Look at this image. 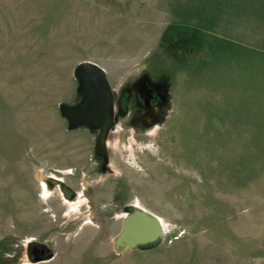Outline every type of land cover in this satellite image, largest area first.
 I'll return each mask as SVG.
<instances>
[{
  "label": "rangeland",
  "instance_id": "1",
  "mask_svg": "<svg viewBox=\"0 0 264 264\" xmlns=\"http://www.w3.org/2000/svg\"><path fill=\"white\" fill-rule=\"evenodd\" d=\"M81 62L114 93L105 174L59 113ZM128 205L156 246L115 251ZM0 264H264V0H0Z\"/></svg>",
  "mask_w": 264,
  "mask_h": 264
},
{
  "label": "water",
  "instance_id": "2",
  "mask_svg": "<svg viewBox=\"0 0 264 264\" xmlns=\"http://www.w3.org/2000/svg\"><path fill=\"white\" fill-rule=\"evenodd\" d=\"M74 77L80 100L75 105L60 104V116L66 120L69 131L81 126L93 131L96 151L106 155V139L114 124V93L105 72L94 63L81 62L74 70ZM163 234L164 227L156 215L130 206L123 217L120 232L113 239L114 249L121 253L127 249L152 248ZM50 258L52 254L48 256Z\"/></svg>",
  "mask_w": 264,
  "mask_h": 264
},
{
  "label": "flooded vegetation",
  "instance_id": "3",
  "mask_svg": "<svg viewBox=\"0 0 264 264\" xmlns=\"http://www.w3.org/2000/svg\"><path fill=\"white\" fill-rule=\"evenodd\" d=\"M145 88H146V90H145V94H146V98H145V101H147V104H145L146 105V107H149L150 109L152 108H156V106H158L160 103H161V99H160V94L158 93V91L155 89V88H151V87H146V85H145ZM79 100H80V98H79ZM79 100L76 102V103H78L79 102ZM152 102H154L155 104L154 105H152ZM76 103H74V104H71V105H75ZM144 105V106H145ZM115 118H116V116L114 115V124H113V126H112V128L109 130V133H108V136L107 137H109V135H110V133L112 132V129L115 127V125H116V123H115ZM146 124H154L153 122H152V120H149L148 122H146ZM107 140V139H106ZM107 145V144H106ZM106 148H107V146H106ZM96 151V150H95ZM106 152H107V150H106ZM96 153L98 154V155H94L93 156V159H94V162L92 163L93 165H95V166H97L98 168H97V170L100 172V173H103V174H105V173H107V172H110L111 171V169H110V163H109V156L106 154V155H102L100 152H98V151H96ZM106 158V159H105ZM56 179V178H55ZM57 180V179H56ZM47 182H49L48 183V186L49 187H53V185L55 184L54 183V181H49V180H47ZM64 181L62 180V183H63ZM67 192V191H66ZM75 194V192L74 191H68L67 192V196L69 195V197H73V195ZM131 205H128V207H130ZM43 251H41V253H42ZM40 253V252H39ZM40 253V254H41Z\"/></svg>",
  "mask_w": 264,
  "mask_h": 264
},
{
  "label": "bare ground",
  "instance_id": "4",
  "mask_svg": "<svg viewBox=\"0 0 264 264\" xmlns=\"http://www.w3.org/2000/svg\"><path fill=\"white\" fill-rule=\"evenodd\" d=\"M161 221V220H160ZM162 223V222H161Z\"/></svg>",
  "mask_w": 264,
  "mask_h": 264
}]
</instances>
